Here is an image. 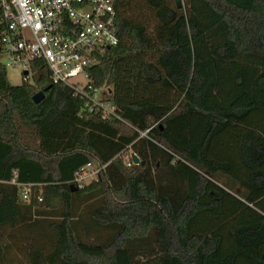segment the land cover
I'll return each mask as SVG.
<instances>
[{
  "label": "trees",
  "instance_id": "1",
  "mask_svg": "<svg viewBox=\"0 0 264 264\" xmlns=\"http://www.w3.org/2000/svg\"><path fill=\"white\" fill-rule=\"evenodd\" d=\"M182 2H116L89 82L126 123L43 62L13 86L0 51V264H264V0Z\"/></svg>",
  "mask_w": 264,
  "mask_h": 264
},
{
  "label": "built area",
  "instance_id": "2",
  "mask_svg": "<svg viewBox=\"0 0 264 264\" xmlns=\"http://www.w3.org/2000/svg\"><path fill=\"white\" fill-rule=\"evenodd\" d=\"M117 0H0V51L6 68L22 71L28 81L32 64L43 62L51 82L69 87L84 101L85 110L104 121L125 120L116 105L90 84L89 70L99 56L119 44ZM27 71L28 75L24 72ZM127 166L133 162L128 155ZM102 169L92 163L75 174L82 188L98 179ZM34 185H25L23 200L30 202ZM42 201L40 195L37 196Z\"/></svg>",
  "mask_w": 264,
  "mask_h": 264
},
{
  "label": "rangeland",
  "instance_id": "3",
  "mask_svg": "<svg viewBox=\"0 0 264 264\" xmlns=\"http://www.w3.org/2000/svg\"><path fill=\"white\" fill-rule=\"evenodd\" d=\"M181 3H182V5H183V2L181 1ZM4 62V60H1V62ZM2 62V63H3ZM7 69V75H8V79H9V82L13 85V86H20L23 82H24V75H23V73H22V71H20V70H14V69H12V68H10V67H7L6 68ZM29 79L30 80H28L29 82H31V80H32V72H30V74H29ZM256 121V123H257V125L258 126H262V127H264V116H262V117H255L254 119L252 118V121H251V123H253V122H255ZM129 155V154H128ZM127 155V156H128ZM127 156H125V157H127ZM27 236H29V235H27ZM13 251V250H12ZM12 254L15 256V257H17L18 258V255H16V253H13L12 252Z\"/></svg>",
  "mask_w": 264,
  "mask_h": 264
},
{
  "label": "crops",
  "instance_id": "4",
  "mask_svg": "<svg viewBox=\"0 0 264 264\" xmlns=\"http://www.w3.org/2000/svg\"><path fill=\"white\" fill-rule=\"evenodd\" d=\"M102 91H103V93H102L103 97H105L107 99L110 98L111 92L108 93L106 90H103V89H102ZM262 116H264V111H255L254 114H253V119L255 117H262ZM250 127L253 128V129H256V130L260 131L264 135V127L258 126L257 123H256V121L253 122V123H251ZM254 207L258 211H260L261 213L264 214V197L262 199L258 200L254 204Z\"/></svg>",
  "mask_w": 264,
  "mask_h": 264
},
{
  "label": "water",
  "instance_id": "5",
  "mask_svg": "<svg viewBox=\"0 0 264 264\" xmlns=\"http://www.w3.org/2000/svg\"><path fill=\"white\" fill-rule=\"evenodd\" d=\"M181 1H182V0H176L178 8H181V7H182V3H181ZM24 74H25V75H28V72L25 71ZM44 97H45V96H44V92H39V93H37V94L33 97V101H34L36 104H38V103H40V102L44 99ZM133 161H134L135 164H138V163H139V158L136 157V156H133ZM71 187H72L73 189H75L74 185H72Z\"/></svg>",
  "mask_w": 264,
  "mask_h": 264
}]
</instances>
